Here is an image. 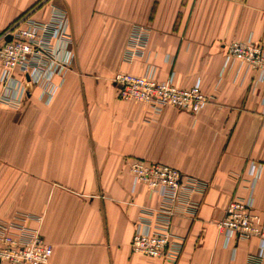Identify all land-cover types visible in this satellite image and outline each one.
<instances>
[{
	"label": "crops",
	"instance_id": "crops-1",
	"mask_svg": "<svg viewBox=\"0 0 264 264\" xmlns=\"http://www.w3.org/2000/svg\"><path fill=\"white\" fill-rule=\"evenodd\" d=\"M41 0H0V33ZM67 11L71 68L56 78L47 103L30 87L17 108L0 104V219L42 217L53 246L49 264H264L259 240L228 244L217 222L228 203L249 192V163L263 164L255 211L264 220V84L255 72L223 70L227 45L253 39L264 46V0H44ZM149 28L156 77L181 87L200 83L208 103L197 113L120 98L117 72L140 74L145 59H124L134 25ZM60 49V48H59ZM158 161L208 184L193 195L197 215L176 216L183 247L176 261L131 250L141 205L159 195L134 186L133 158Z\"/></svg>",
	"mask_w": 264,
	"mask_h": 264
},
{
	"label": "built area",
	"instance_id": "built-area-1",
	"mask_svg": "<svg viewBox=\"0 0 264 264\" xmlns=\"http://www.w3.org/2000/svg\"><path fill=\"white\" fill-rule=\"evenodd\" d=\"M68 27L67 11L51 5L46 19L24 14L0 33V104L19 107L30 87H37L39 97L47 103L52 100L59 87L56 78L63 76L72 65ZM149 31L147 26L136 24L130 32L124 59L144 58L146 64L140 74L120 71L114 75L120 98L148 103L157 113L169 104L191 113L199 112L209 101L200 83L181 87L175 82L174 74L166 80L156 77V66L149 59ZM244 66L255 72L252 84L255 92L264 84V46L251 38L227 45L223 70L239 72ZM260 103L264 119V93ZM129 167L134 186L144 184L160 197L157 205H141L131 250L151 258L176 261L183 241L174 234L172 220L182 215L195 217L199 204L193 195L205 192L208 184L158 161L137 157L130 160ZM262 170L263 164L250 161L249 194L233 198L224 218L217 222L227 244L232 239L257 237L260 262H264V220L255 211L254 188ZM30 219L42 221V217L28 214L0 219V264L50 263L53 246L44 239L40 226L29 224Z\"/></svg>",
	"mask_w": 264,
	"mask_h": 264
},
{
	"label": "rangeland",
	"instance_id": "rangeland-1",
	"mask_svg": "<svg viewBox=\"0 0 264 264\" xmlns=\"http://www.w3.org/2000/svg\"><path fill=\"white\" fill-rule=\"evenodd\" d=\"M44 2V0H41L40 2H38L35 6H33L30 10H28L26 13H24V14H32L33 15V12H34V10H36L37 8H39L42 4L41 3H43ZM23 14V15H24ZM23 15H21L20 17H18L17 19H20ZM16 19V20H17ZM15 20V21H16ZM14 22V21H13ZM12 22V23H13ZM258 162V161H257ZM260 163V162H259Z\"/></svg>",
	"mask_w": 264,
	"mask_h": 264
}]
</instances>
